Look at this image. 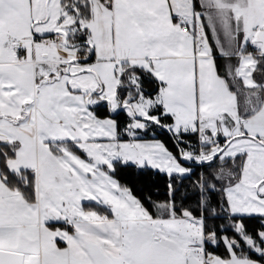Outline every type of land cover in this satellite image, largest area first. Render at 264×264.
<instances>
[{"label":"snow or ice","instance_id":"1","mask_svg":"<svg viewBox=\"0 0 264 264\" xmlns=\"http://www.w3.org/2000/svg\"><path fill=\"white\" fill-rule=\"evenodd\" d=\"M0 264H264V0H0Z\"/></svg>","mask_w":264,"mask_h":264}]
</instances>
